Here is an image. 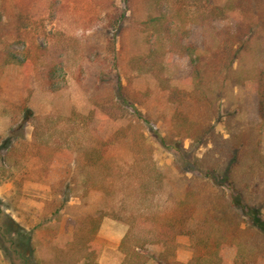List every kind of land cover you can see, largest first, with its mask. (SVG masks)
I'll return each instance as SVG.
<instances>
[{
    "label": "rangeland",
    "instance_id": "rangeland-1",
    "mask_svg": "<svg viewBox=\"0 0 264 264\" xmlns=\"http://www.w3.org/2000/svg\"><path fill=\"white\" fill-rule=\"evenodd\" d=\"M155 3L0 0V264H83L86 255L124 264L126 224L105 217L98 234L76 224L123 197L144 228L169 220L196 229L177 238L165 229L170 244L151 251L168 261L150 264H264V0H169L176 21L204 30L193 36L194 66L169 47L149 57ZM29 61L39 79L24 77ZM94 106L103 116L122 106L117 124L144 131L147 147L137 155L138 138L120 144L121 170L104 181L91 164L97 191L62 199L85 175L70 166L75 143L101 144L99 121H82ZM138 156H151L153 171L132 164Z\"/></svg>",
    "mask_w": 264,
    "mask_h": 264
},
{
    "label": "trees",
    "instance_id": "trees-1",
    "mask_svg": "<svg viewBox=\"0 0 264 264\" xmlns=\"http://www.w3.org/2000/svg\"><path fill=\"white\" fill-rule=\"evenodd\" d=\"M156 15L150 16L148 21L145 25H147L148 30L156 32V44L152 46L149 52V57L153 58H160L164 56L163 49L165 47H169V52L172 55H177L181 57H189L191 60L192 65L198 64V58L200 57V54L198 52V48L194 45L193 36L199 35L202 33L205 36V33L203 32V28L199 26V24H192L189 25L188 23H182L176 21L174 16L175 14L171 13L173 9H171V6L169 4V0H156ZM3 5H0V12L3 13ZM172 14V15H171ZM182 14V13H181ZM200 30V31H199ZM245 36H243L242 40ZM24 65V77L26 79H39L40 76L36 74L38 70H36L35 65L32 64V62L23 63ZM196 68V67H195ZM193 70V69H192ZM191 70V71H192ZM54 71H50L49 79L51 80L53 77ZM28 86H24V90ZM29 98V97H28ZM27 96L22 101V104H20V107L22 108L24 114L29 113L28 108V99ZM122 106H119L113 111V115L109 114L106 116H103L101 112L98 110L97 106H94V109L90 112V115L87 118H84L82 121L84 125L87 128L92 129L93 124L96 121H99L98 127L95 129L93 128V132L96 133L99 136L100 139V146L97 148H87L81 146V142L75 143V150L71 153V163L75 164V168L73 170L74 176H80L83 173L84 179L82 183L74 182V184L71 186L64 187L62 191H60L62 194L61 198L64 199V196L67 195V193H70L72 197L75 194L78 189L77 188H83L87 191L85 192L84 196L86 197L88 193H91L93 191H97L95 188V183L93 181V178L88 172V169L90 168L91 164H94V166H99L100 168H103L104 170V181H107L108 179H111L113 177V174L115 173V170L122 169L123 165H118L116 163L117 155L116 150L119 145L125 142H128L129 139L132 137L138 138L140 141V151H136L137 155L140 152H143L144 148L146 146V137L144 131L138 129L136 126H119L117 122L119 121V116L122 115ZM42 121L41 117L31 118L29 120V124L34 129V136H38L40 134L41 125L40 122ZM148 122V120H145ZM66 128L61 129L60 134H66ZM35 137V138H36ZM60 144L61 146H64L65 143L68 141V136H61ZM70 141L68 144L72 147V143L74 142ZM147 154H149L148 150L146 151ZM133 154V152H132ZM137 157V156H136ZM85 162V163H84ZM135 162V163H134ZM132 164L134 165H140L141 169H151L153 171L152 166V158L151 156L147 157H139L133 160ZM72 167V166H71ZM139 184L141 183V180H138ZM110 185L108 184V188ZM95 189V190H94ZM105 195V194H104ZM71 197V196H70ZM81 197V196H80ZM61 199V201H62ZM116 200V199H115ZM114 200V201H115ZM126 200V199H125ZM60 201V200H59ZM66 202H68L65 199ZM116 205L110 207L111 210H109V214H105L106 212H102V215L98 216L97 218L87 217L85 219H79V221L76 223L77 226H91L93 227L92 232L94 234H98L99 230L102 226V220L103 218L108 217L115 219L121 223H124L128 226V232L124 239L122 240L120 251H122L125 256V262L124 264H150L151 261L153 263H157L158 260H160L162 257H165V262L167 263L168 257L162 252L161 254L156 255V253H153L151 250L152 248H162L163 250H166L168 245L171 242V239L168 237L165 229L171 232H175L173 236H183L186 233H192L193 230H196L193 225H185V224H179L177 222L169 220L165 221L163 223L160 222V227L157 229L151 230L144 228L142 225V222L138 218L136 212H128L129 209L127 205L124 202L123 198H117ZM65 202H60L61 208L65 206ZM76 226V225H75ZM156 228V227H155ZM78 230H76V233ZM75 236V235H74ZM76 237H73V240L71 241V244L75 242ZM175 238V237H173ZM92 239V237H91ZM94 240H90L89 244H91V247H94ZM214 244V243H213ZM60 247V246H59ZM85 262L83 264H94L92 260H89V256L86 255ZM158 258V259H157ZM163 260V259H162ZM164 261V260H163ZM24 264H28V260L25 259L22 261ZM195 262H190L188 264H194ZM198 263V262H196ZM199 264V263H198Z\"/></svg>",
    "mask_w": 264,
    "mask_h": 264
},
{
    "label": "crops",
    "instance_id": "crops-1",
    "mask_svg": "<svg viewBox=\"0 0 264 264\" xmlns=\"http://www.w3.org/2000/svg\"><path fill=\"white\" fill-rule=\"evenodd\" d=\"M127 232H128V230H127ZM127 232H126L125 234H123L122 237L120 238V241H119V243H118L119 248H120L121 243H122V240H123L124 237L126 236ZM98 263H99V262H98Z\"/></svg>",
    "mask_w": 264,
    "mask_h": 264
}]
</instances>
